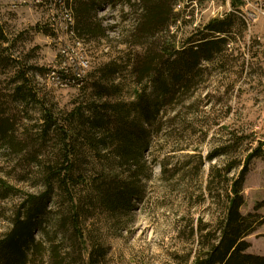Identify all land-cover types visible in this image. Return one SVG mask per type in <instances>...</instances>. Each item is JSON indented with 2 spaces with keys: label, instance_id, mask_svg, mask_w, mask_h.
Instances as JSON below:
<instances>
[{
  "label": "rangeland",
  "instance_id": "1",
  "mask_svg": "<svg viewBox=\"0 0 264 264\" xmlns=\"http://www.w3.org/2000/svg\"><path fill=\"white\" fill-rule=\"evenodd\" d=\"M59 1L64 2L0 0V112L3 111L1 115L6 118L11 117L8 125L12 128L11 132L15 138L13 147L0 142V241L10 233L17 214H20L21 218L24 217L22 207L27 205V197L41 196L47 191L43 176L47 170L42 174L41 169H44L45 162L49 161V166L59 164L55 158L60 154L58 135L52 130L46 134L39 133V127L43 123L42 114L50 111L54 120L61 126L67 120V114L81 109L83 121L78 122L81 128L86 120L90 125H94L91 116L100 112L99 115L102 114L106 120L109 118L110 124L108 123L107 128L110 130L114 122L122 120V116L113 111V106H125L124 112H127V106L135 104L138 95L144 91V83L137 87L135 77L127 66L121 67L118 73L120 75L112 79L113 83L110 78V65L115 63L119 66V55H122L123 51L131 52L120 44L124 39L120 34L128 24L125 13L129 10L125 8L124 13L120 12V9L114 11L109 1L96 13V20L101 23L108 38L81 40L75 33L73 0H66V9L62 8ZM231 1L209 0L201 6H186L185 0H178L175 12L180 14L186 11L180 20L181 25H178L179 30H189V27L183 25L185 20L194 28L214 18H223L231 12ZM241 1L238 13L245 23V29L238 30V25L235 26L233 39L229 42L226 52L230 55L231 62L224 67L222 73L214 71L209 63L207 67L210 73L205 80L210 85L207 89L199 90L192 99L194 103L201 101L203 104L214 105L210 118L206 119L200 115L194 119L196 121H193V125L183 128L180 132L172 128L166 129V132L156 138L150 137L140 160L143 164L140 172H144L147 177L135 181L129 180L131 174L126 167L125 172H122L123 169L112 171L109 168L111 160L114 161L113 147H108L101 155H95L94 151L87 149L80 158L76 157L80 160L78 166L88 181L101 176H107L109 179L117 177L121 181L115 187L120 188L125 184L131 190L137 191L130 198L126 210L110 212L102 206H97L89 211L83 231L86 244L82 247L77 241L78 253H81L85 264L93 250L95 256H100L99 264L182 262V259H177L178 255L183 256L188 248L187 236L179 235V230L187 222L185 197L192 194V201L189 203L198 202L200 187L207 180L210 165L219 164L224 160L220 157L208 163L204 159L212 142L229 132L239 140L240 137L251 134L253 148L258 142L264 143V6L260 13L258 12L257 18L253 19L249 14L256 13L260 6L257 7L252 0ZM180 37L178 34V38ZM134 51L141 52V49L136 48ZM242 65L245 66L246 72L241 73ZM65 69L71 74H80L78 80L82 79L81 81L88 76L87 83L79 89L75 85L62 87L55 84L57 79H61V70ZM19 70L26 73L28 87L35 93L34 99L24 101L21 93L18 97L11 98L19 84L16 79ZM47 70L56 74L53 76L55 80L44 77ZM98 86L104 87L107 92L101 96L95 95ZM208 107L209 105L203 107V110L208 112ZM133 119L134 116H130L127 122H133ZM84 128L92 135L96 133L94 128ZM203 130L210 132L200 148L204 165L198 171L194 169V160L186 157L191 149H178L184 144L189 148L197 145ZM216 131L220 132L213 134ZM171 133L183 137L177 148H172L177 141ZM95 139L99 138L94 137L93 140ZM74 144L79 148L77 142ZM240 150L238 147L231 158L241 159L243 155ZM98 156H104L103 164L98 160ZM114 156L116 159L117 155ZM186 162H189V167L185 168ZM163 164L173 173H166V177H163ZM103 167L104 171L100 174ZM182 170H187L189 174L186 179H182L184 174L179 173ZM237 174L238 169H235L230 177ZM167 177L174 178L165 180ZM2 182L9 188L5 194L1 191L4 187ZM68 188L72 203L77 206V198L85 194V187L72 186L70 183ZM60 191L58 185L53 186L49 192L46 210L36 219L34 227L35 244L40 246V256L44 264L52 262L51 248H57V251L64 255L65 248L73 246L69 232L65 230L64 237L62 231L55 227L59 218H65L66 212L70 210ZM242 193L245 203L241 213L246 215L256 212L264 217V158L251 161ZM205 209L207 210V203L203 207L193 209L191 218L201 215L208 220L209 215ZM210 213L215 212L212 209ZM246 241L250 244L247 253L263 256L264 224L249 235ZM92 244L97 246L96 250ZM38 263L39 260L36 259L33 264Z\"/></svg>",
  "mask_w": 264,
  "mask_h": 264
},
{
  "label": "trees",
  "instance_id": "2",
  "mask_svg": "<svg viewBox=\"0 0 264 264\" xmlns=\"http://www.w3.org/2000/svg\"><path fill=\"white\" fill-rule=\"evenodd\" d=\"M109 1L114 11L120 9V12L124 13L125 8L129 10L125 13L128 17V24L124 26L120 34L121 38H124L120 44L131 51H123V54L119 55V66L115 63L110 65V78L112 80L120 75L118 73L121 67H129L135 77V85L141 87L144 83V91L138 95L135 104L127 106V112H124L125 106H113V111L122 116V120L114 122L113 128L110 130L107 128L108 123L110 124L109 118L106 120L102 114L99 115L100 112H95L91 116L94 125H90L86 120L82 123L83 127L81 126V128L78 124L83 121L81 109L67 114L65 116L67 120L61 126L54 120L50 111L42 114L43 123L39 127V133L46 134L47 131L52 130L58 135L60 154L55 158L59 164L49 166L48 161L45 162L44 169L41 168L42 174L47 170L43 174L47 191L41 196L27 197V205L24 204L22 207L25 212L24 217L21 218L20 214H17L10 233L0 241V264H33L36 259L39 260L38 264H44L40 256V246H36L33 232L36 219L46 210L49 192L54 185H58L66 205L70 206L66 217L59 218L55 227L62 231L64 237V231L69 232L70 241L74 247L70 245L69 248H65V256L61 255L57 248H51V264H85L81 253H78L77 241L82 247L86 244L83 231L89 211L97 206H102L103 209L110 212H117L119 209L126 210L130 204V198L137 191L136 189L131 190L125 184H122L120 188L119 186L115 187L121 181L117 177L109 179L107 176H101L88 181L79 168L80 160H77L76 157L80 158V155L87 149L94 151L95 155H101L102 151L113 147L114 161L107 160L110 162L107 165L112 171L119 168L125 172L124 168L126 167L131 174L129 180L135 181V179L146 176L144 172H140L143 169L140 160L141 154L147 148L152 137H158L164 131L166 132V129L175 128L180 132L183 128L193 125V121H196L194 119L200 115L203 118L205 116L206 119L210 118L215 108L213 104H203L201 101L194 103L192 99L199 90L207 89L210 85L205 80L207 74L210 73L207 67L209 63L214 71L222 73L224 67L231 62L230 55H227L226 52L229 42L233 39L235 26L238 25V30L239 28L245 29V23L238 13L242 1L232 0L231 12L225 14L223 18H214L199 27L191 28V23L185 20L183 25L189 27V30L181 32L178 25H181L180 20L186 11L180 14L175 12L178 0H102L101 2L73 0L77 38L81 40H106L108 38L105 29L96 20V13ZM185 1L186 6L196 4L201 6L209 0ZM50 3L52 2L50 1ZM59 3L62 8H68L66 0L59 1ZM178 34L181 35L180 38H178ZM136 48L141 49V52L134 51ZM241 69V73L246 72L244 65L241 66ZM61 72V78H64L65 81H73V74L68 70ZM50 73L47 70L44 77L47 79ZM66 77L68 78L66 79ZM87 77L83 81L75 77L77 83L75 86H78V89L82 88L87 83ZM16 79L19 84L11 98L18 97L21 93L24 101L34 99L35 93L28 87L26 73L19 70ZM111 82L113 83V80ZM106 92L107 89L98 86L94 94L101 96ZM207 105L209 107L206 113L203 107H207ZM2 113L3 111L0 112V142L3 141L7 146L13 147L12 142L15 138L11 132L12 128L8 125L11 122V117L6 118L1 115ZM130 116H134V119L133 122L128 123L127 119ZM120 125L123 127H119ZM86 126L90 129L94 128L96 133L92 135L85 131L84 127ZM124 127L127 128L124 129ZM104 132L106 134L103 136L101 133ZM208 132L210 130H203L200 142L192 148L187 147L186 144L180 146L183 137L171 133L177 141L172 148L180 146L178 151L191 149L187 152L186 157L194 160V169L198 171L204 165L200 148L205 142ZM217 132L220 131L213 132V134L216 135ZM250 136L251 134H248V136L240 137L239 140L234 134L226 132L224 136L218 137L219 140L216 139L212 142L210 151L204 159L208 163L220 157L224 160L219 164L210 165L207 180L200 187L198 202L189 203L192 201V194L186 196L187 198L184 196L187 201L188 215L186 216L187 222L179 230L181 231L179 235L187 236L188 248L183 256L178 255L177 259H182V262L178 264H264V255L247 253L250 244L246 241L249 235L264 224V217L259 216L256 212L246 215L241 213V208L245 203L242 193L243 186L250 163L253 159L264 158V143L258 142L257 146L253 148ZM94 137L99 139L93 140ZM76 142L79 148H76L74 144ZM238 147L241 148L243 156L241 159L234 160L231 157ZM114 154L117 155L116 159ZM103 157L98 156L101 164H103ZM184 167H189V162L184 163ZM235 169H238V174L230 177L231 172ZM100 170V174L103 173L104 167L103 170ZM162 171L163 177H166V173H173L172 170L166 169L165 164H163ZM186 171L179 172L184 174L182 179L189 176ZM49 172L50 175H48ZM136 173L139 174L136 175ZM173 178L167 177L165 180ZM70 183L72 186L85 187L83 188L85 194L79 195L77 198V206L72 203L68 188ZM1 185L4 186L1 191H4V194L7 193L8 186L3 182ZM122 197L123 199H121ZM206 203L207 210H205L208 212L209 219L205 220L201 215L191 218V211L200 208V206L203 207ZM212 209L215 213H210ZM92 246L94 247V244ZM94 248L96 250L97 246L95 245ZM99 262L100 256H95V251H91L86 264H99Z\"/></svg>",
  "mask_w": 264,
  "mask_h": 264
},
{
  "label": "built area",
  "instance_id": "3",
  "mask_svg": "<svg viewBox=\"0 0 264 264\" xmlns=\"http://www.w3.org/2000/svg\"><path fill=\"white\" fill-rule=\"evenodd\" d=\"M252 1H254V3H255V5L258 7V6H260L258 9H256V13H254V14H249V15H251V17L254 19H256L257 18V16H258V12L260 13V11H261V9H262V7L264 6V0H252ZM264 15V14H263ZM248 28V27H247ZM66 70V69H65ZM64 70V71H65ZM62 71V70H61ZM62 73V72H61ZM60 73V74H61ZM54 75H56L54 72H51L49 75H48V77H47V79L48 80H55V78H53V76ZM67 76H68V74H67ZM80 74H77V72H75L74 74H73V81L72 82H69V80H67V81H65V79L64 78H61L60 76V78L61 79H57L55 82V84H58L59 86H62V87H69V86H74V85H76V83H75V77L76 78H78V79H80ZM58 77V78H59ZM68 77H66V79H67Z\"/></svg>",
  "mask_w": 264,
  "mask_h": 264
},
{
  "label": "bare ground",
  "instance_id": "4",
  "mask_svg": "<svg viewBox=\"0 0 264 264\" xmlns=\"http://www.w3.org/2000/svg\"><path fill=\"white\" fill-rule=\"evenodd\" d=\"M36 2V1H35ZM41 5V4H40Z\"/></svg>",
  "mask_w": 264,
  "mask_h": 264
}]
</instances>
